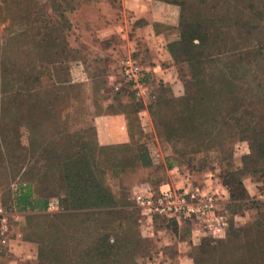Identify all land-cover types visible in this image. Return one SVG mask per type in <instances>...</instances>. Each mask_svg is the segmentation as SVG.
Listing matches in <instances>:
<instances>
[{"label": "trees", "instance_id": "16d2710c", "mask_svg": "<svg viewBox=\"0 0 264 264\" xmlns=\"http://www.w3.org/2000/svg\"><path fill=\"white\" fill-rule=\"evenodd\" d=\"M157 1L178 8L177 22L170 30L171 37L166 45L167 61L163 65L168 69L167 76L154 75L145 69L143 82L152 88L156 84L169 83L172 78L179 80L183 94L176 114L187 115V131L193 130V122L200 121L202 111L210 115L209 123L214 126L232 123L238 138L248 143L249 155L246 158L256 157V168L251 173L260 172L259 162L264 159V130L258 121V111L264 107V34L261 33L264 29V0ZM44 35L34 47L44 51L55 48L47 46L45 40L49 43L57 41V35L50 30ZM76 57L50 63L47 85L41 87L34 78L29 81L27 90L20 87L18 65L13 63L0 67V150L6 154L10 177L16 178L10 185L15 196L12 207L21 212L36 213L28 218V225L35 229L36 259L41 264H126L124 257L128 244L134 240L123 237L109 241L108 234L97 233L98 222L94 218L90 219L91 234L81 233V236L86 233L85 237H75L80 233L78 225H84L82 221L77 225L67 224L69 219H74L75 210L115 206L112 195L99 179L101 172L98 171L105 161L111 164L119 162V159L106 154L117 146H99L95 142L93 121L87 125L91 137L88 141H83V127L76 129L61 122L63 111L73 110V99L78 97L75 93L78 86L69 82V73L80 59L78 55ZM22 97L30 102L28 106L23 105ZM64 100L65 106L61 107L59 102ZM143 104L151 116L157 118L156 126L161 124L165 131L182 136L181 129L166 122L168 117L166 121L162 119L164 109L172 104V97L168 94L161 100L154 98L147 103L133 99L132 105H111L97 116L116 112L124 114L131 141L134 118L143 110ZM21 126L27 130L26 146L20 143ZM214 126L206 129L208 134ZM104 157L107 160H103ZM136 159L141 166L149 165L145 153L139 152ZM113 168L110 170L115 174L124 170L125 165L122 163L118 168L113 165ZM26 178L32 180L26 181ZM47 179L48 183H45ZM53 186L60 190L62 212L39 215V211L45 209ZM224 186L232 200L241 196L244 190L241 181L236 179L231 183L225 182ZM135 187L154 188L143 183L133 185L130 191ZM141 222L138 214V226ZM166 223L175 224L173 221ZM36 231L47 235L36 237ZM218 244L217 247L199 248L193 264H202L213 257L214 251L227 246L222 241Z\"/></svg>", "mask_w": 264, "mask_h": 264}, {"label": "rangeland", "instance_id": "374dc122", "mask_svg": "<svg viewBox=\"0 0 264 264\" xmlns=\"http://www.w3.org/2000/svg\"><path fill=\"white\" fill-rule=\"evenodd\" d=\"M92 11L87 2L82 0H0V67L13 63L18 65L17 76L22 90L29 89V81L34 78L41 87H45L50 76V63L68 61L77 55L80 57L76 67L69 73L70 84L78 86L75 90L78 97L73 99V110L63 111L61 122L73 125L76 129L83 127V141L91 140L87 125L101 110L104 113L111 105H132L133 99L129 95L112 89V76L120 62L130 57L146 69L134 54L125 56L119 51H106V44L111 45L113 41L100 40V36L94 32V28L106 20L97 21ZM49 30L57 35L58 40L45 42L47 46L55 48L47 51L35 48V42L45 37L44 34ZM261 33L264 34L263 28ZM2 52L4 55H1ZM151 91L158 100L163 95H171L172 104L164 109L162 119L166 121L168 117L166 122L181 129L182 136L165 131L161 124L156 126L157 118L151 116L143 104V110L134 118L132 140L106 152L119 159L120 163L105 161L99 167V179L112 195L115 206L109 209L75 210L74 219H69L67 224L84 223L78 225L80 233L75 237L91 234L90 219L94 218L98 222L97 233L108 234L109 241L123 237L125 240H134L128 244L124 257L126 264H145L151 260L156 264H193L199 248L217 247L219 241L227 246L214 251L213 257L202 264H264V159L262 163L259 162L260 165L256 162L262 170L251 173L256 168V157L246 158L249 155L247 141L238 138L230 122L219 126L209 123L210 115H205L206 111H202L200 121L193 122V130L187 131V115L176 114L183 94L179 80L172 78L169 83L156 84ZM23 101L25 106L30 103L27 99ZM65 103L64 100L59 105L63 107ZM258 114L261 130H264V107ZM210 125L215 128L208 134L209 130L206 129ZM19 134L21 145L26 146V128L21 126ZM139 152L147 155L148 166H141L137 161ZM154 152L157 158L152 161L150 154ZM6 159V154L0 150V206L10 215L11 230L18 233L20 238L10 251L0 250V264H17L15 260L24 257L25 264H41L36 259L35 229L28 225V218L36 213L21 212L12 207L15 196L10 185L16 178L10 177ZM122 163L125 165L124 170L113 174V165L118 168ZM132 163L134 166L131 167ZM234 179L241 181L244 190L241 196L232 200L228 198L224 183H231ZM45 183H48V179ZM143 183L154 188L161 183L173 188H196L201 195H213L217 209L225 215L223 234L220 237L207 235L192 238L188 224L178 226L164 221H155L147 229L141 230L137 223L139 213L130 200V189L135 184ZM49 191H52L49 198H57L59 203L60 190L53 186ZM91 211L97 214H89ZM60 212L59 205L57 212L50 213L43 209L38 214L54 215ZM64 222L67 225L66 220ZM84 228H88L87 231ZM82 231L86 232L83 236ZM35 234L36 237L47 235L40 231Z\"/></svg>", "mask_w": 264, "mask_h": 264}, {"label": "crops", "instance_id": "0c3cea01", "mask_svg": "<svg viewBox=\"0 0 264 264\" xmlns=\"http://www.w3.org/2000/svg\"><path fill=\"white\" fill-rule=\"evenodd\" d=\"M82 1L87 2L93 10L97 21L106 20L102 22L103 25L101 23L94 28L100 40L113 41L111 45L106 44V51H119L125 56L134 54L154 75L167 76L168 69L163 62L167 61L166 45L171 37L170 30L177 22L176 6L157 0ZM92 126L95 142L99 146H123L129 143L126 119L120 112L97 116ZM24 259L15 260V263L25 264Z\"/></svg>", "mask_w": 264, "mask_h": 264}, {"label": "built area", "instance_id": "2783aa9c", "mask_svg": "<svg viewBox=\"0 0 264 264\" xmlns=\"http://www.w3.org/2000/svg\"><path fill=\"white\" fill-rule=\"evenodd\" d=\"M142 68L134 59H123L112 76V89L124 92L132 99L142 103L154 99L151 88L143 82ZM155 161L157 154H150ZM130 200L142 218L140 229H147L155 221H173L180 226L188 224L192 238L198 236L220 237L226 227L222 210L217 209L213 195H201L196 188H173L169 184H160L155 188L135 187L130 191ZM57 198H48L46 212H57ZM10 215L0 206V249H7L18 243L20 235L11 230ZM145 264H156L147 261Z\"/></svg>", "mask_w": 264, "mask_h": 264}]
</instances>
